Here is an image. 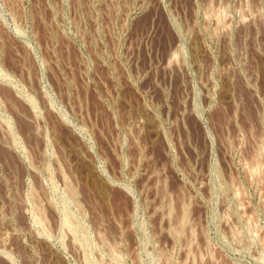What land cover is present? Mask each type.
Returning a JSON list of instances; mask_svg holds the SVG:
<instances>
[{"label": "rangeland", "instance_id": "obj_1", "mask_svg": "<svg viewBox=\"0 0 264 264\" xmlns=\"http://www.w3.org/2000/svg\"><path fill=\"white\" fill-rule=\"evenodd\" d=\"M0 264H264V0H0Z\"/></svg>", "mask_w": 264, "mask_h": 264}]
</instances>
